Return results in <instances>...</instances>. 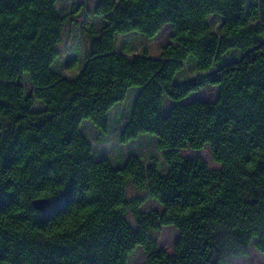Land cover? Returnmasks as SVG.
<instances>
[{
	"label": "trees",
	"instance_id": "obj_1",
	"mask_svg": "<svg viewBox=\"0 0 264 264\" xmlns=\"http://www.w3.org/2000/svg\"><path fill=\"white\" fill-rule=\"evenodd\" d=\"M58 1L0 0V264L264 256V0H79L68 13ZM163 30L158 57L117 48ZM71 34L84 57L67 78L56 64ZM205 88L212 100L192 99ZM124 103L117 143L145 137L155 152L114 165L83 125L107 134Z\"/></svg>",
	"mask_w": 264,
	"mask_h": 264
},
{
	"label": "rangeland",
	"instance_id": "obj_2",
	"mask_svg": "<svg viewBox=\"0 0 264 264\" xmlns=\"http://www.w3.org/2000/svg\"><path fill=\"white\" fill-rule=\"evenodd\" d=\"M77 1L79 0H59L57 3V8L63 13L72 12L74 6L77 5ZM85 22L83 16H79L76 19V23ZM167 39V31L163 30L158 36L154 39L148 41L141 36L138 35H124L121 36L117 43V48L119 50H124L127 54L131 56L142 54L143 51H146L150 57H158L160 47L166 42ZM68 45L71 47L74 46V50L70 51L68 54L65 53L62 60L56 64V68L59 70L67 78H73L77 73L79 67L83 62V47L79 42V38L75 35L71 34V36L67 40ZM231 59V58H230ZM228 59V60H230ZM25 88H28V85L25 84ZM215 97V91L212 88H205L198 93L192 96V99H198L201 101H209ZM125 104H120L115 107L110 113V119L112 121V125L109 132L107 134H100L96 132L92 127L85 123L83 125L85 134L88 135L90 140L92 141V146L94 148V154L96 158L98 157H107L114 161V165L120 163V159L116 158L117 152L126 153L132 151L143 158L155 152L154 142L151 139L140 137L130 145H126L125 147H121L122 145L117 143V136L115 135L116 129L118 130L120 123L125 119L124 118V109ZM114 127V128H113ZM115 129V130H114ZM182 155L194 156L201 155L209 162V156L207 150H202L198 152H193L189 150L181 151ZM209 166L212 168L217 167L213 163L209 162ZM156 205L153 202H146L144 208L151 209L155 208ZM176 237V232L171 227L162 228L159 235V247L170 253L172 251L173 240ZM144 254L137 250L135 251L129 258V264H141L144 261ZM231 264H264V256L259 254L252 247L249 250V253L245 257L233 258L231 260Z\"/></svg>",
	"mask_w": 264,
	"mask_h": 264
},
{
	"label": "water",
	"instance_id": "obj_3",
	"mask_svg": "<svg viewBox=\"0 0 264 264\" xmlns=\"http://www.w3.org/2000/svg\"><path fill=\"white\" fill-rule=\"evenodd\" d=\"M32 206L37 211H44L49 207V202L47 200L38 199L32 201Z\"/></svg>",
	"mask_w": 264,
	"mask_h": 264
}]
</instances>
